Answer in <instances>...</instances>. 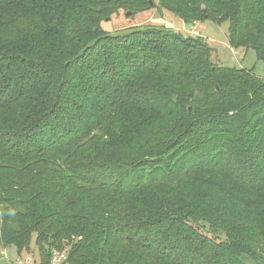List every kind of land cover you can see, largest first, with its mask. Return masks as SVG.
Wrapping results in <instances>:
<instances>
[{
  "label": "trees",
  "instance_id": "1",
  "mask_svg": "<svg viewBox=\"0 0 264 264\" xmlns=\"http://www.w3.org/2000/svg\"><path fill=\"white\" fill-rule=\"evenodd\" d=\"M152 8L226 22L230 48L264 63V0H0L3 249L34 236L36 264H264V80L193 32L101 29Z\"/></svg>",
  "mask_w": 264,
  "mask_h": 264
},
{
  "label": "rangeland",
  "instance_id": "2",
  "mask_svg": "<svg viewBox=\"0 0 264 264\" xmlns=\"http://www.w3.org/2000/svg\"><path fill=\"white\" fill-rule=\"evenodd\" d=\"M118 13L112 16L109 21L101 23V29L108 35L127 33V31L133 29L141 30L144 27H165L173 31L176 30L183 37L189 36V33L193 32L191 35H198L209 45L212 58L218 66L250 70L264 80V63L256 57L255 52L251 48H230L226 39L228 31L226 22L221 25H215L207 21L201 24L203 28L191 26L194 29L191 30L189 27L182 26V23L170 12L157 10V8L142 11V13L131 12L130 16H127L128 12L119 11ZM28 248V251H22L18 255L15 247L11 246L3 249L0 244V264L39 263L40 259H38L39 255L35 246L34 236L31 237Z\"/></svg>",
  "mask_w": 264,
  "mask_h": 264
},
{
  "label": "built area",
  "instance_id": "3",
  "mask_svg": "<svg viewBox=\"0 0 264 264\" xmlns=\"http://www.w3.org/2000/svg\"><path fill=\"white\" fill-rule=\"evenodd\" d=\"M67 259V255L65 252H58L56 250H53L51 253V259L49 264H65Z\"/></svg>",
  "mask_w": 264,
  "mask_h": 264
},
{
  "label": "water",
  "instance_id": "4",
  "mask_svg": "<svg viewBox=\"0 0 264 264\" xmlns=\"http://www.w3.org/2000/svg\"><path fill=\"white\" fill-rule=\"evenodd\" d=\"M150 4H151V2H150ZM128 13H127V16H130L131 15V12H129V11H127ZM252 49V48H251Z\"/></svg>",
  "mask_w": 264,
  "mask_h": 264
},
{
  "label": "crops",
  "instance_id": "5",
  "mask_svg": "<svg viewBox=\"0 0 264 264\" xmlns=\"http://www.w3.org/2000/svg\"><path fill=\"white\" fill-rule=\"evenodd\" d=\"M179 21V20H178ZM180 22V21H179ZM202 28H203V26H202ZM176 31V30H175Z\"/></svg>",
  "mask_w": 264,
  "mask_h": 264
}]
</instances>
